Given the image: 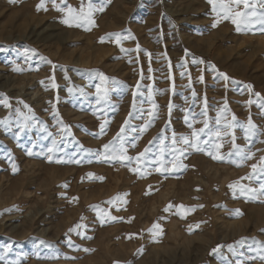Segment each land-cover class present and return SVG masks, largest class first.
Masks as SVG:
<instances>
[{
  "label": "rangeland",
  "instance_id": "374dc122",
  "mask_svg": "<svg viewBox=\"0 0 264 264\" xmlns=\"http://www.w3.org/2000/svg\"><path fill=\"white\" fill-rule=\"evenodd\" d=\"M38 4L0 0V264H264V195L236 186L264 183V129L233 119L264 111V33L209 0H103L84 26L101 0ZM201 129L224 159L183 143Z\"/></svg>",
  "mask_w": 264,
  "mask_h": 264
},
{
  "label": "snow or ice",
  "instance_id": "6c2138e0",
  "mask_svg": "<svg viewBox=\"0 0 264 264\" xmlns=\"http://www.w3.org/2000/svg\"><path fill=\"white\" fill-rule=\"evenodd\" d=\"M54 2V0H53ZM209 3L213 4V11L217 13V16L219 17L221 15V13H223V19H231L232 23L236 25V30L239 31H259L264 33V11L261 12H257L254 5L251 3V0H229L228 3H225L224 0H209ZM261 3L264 4V0H261ZM235 4L237 6V8L239 7L240 4H244V11H233V7L232 5ZM44 5V0H40V4L37 5V10H39L40 8H42ZM102 5H103V0H101V7L99 9H94L92 4L89 5V12L85 13L83 8L80 10V13H76L71 17V21L72 22H77L79 24V26H84L85 23H90L91 22V17H90V13L93 10H102ZM69 12H73L72 9H69ZM69 20H65L64 23H69ZM213 27H215V24H213ZM111 36H115L117 38H119L121 36L120 33H114V34H110ZM122 51H124L122 49ZM97 75H99L101 81H106L108 78L105 77L102 73H97ZM183 75V74H182ZM221 76H223L224 80L227 81L229 78L224 75L223 73L220 74ZM233 83H235V81H233ZM246 88L249 89V91L251 92V85H245ZM71 91V90H69ZM97 94L99 96L100 94V88L99 86H97ZM106 91H105V96H106ZM135 95V93H134ZM257 95H259L257 93ZM100 101L98 100L97 103H99ZM5 106L7 107V103L6 101H4ZM27 107V106H25ZM169 107H171V105H169ZM261 107H264V104L261 105ZM186 122H187V117L185 118ZM235 119V118H233ZM0 123H4V121H0ZM125 123L127 124L128 122L125 121ZM240 127L245 129L246 132V136L247 138H251L254 137L257 134V128L256 125L253 124V122L251 121V119H249L247 126L244 125H240ZM101 129L103 130V125H101ZM124 129L121 128V132H123ZM204 130L201 129L200 132H193L192 136L194 139H192L191 141L188 138H181L183 143H185L186 145H188L189 147L195 148L197 151H202L203 148L201 147V144H208L209 145V151L208 154L212 155L213 159H224L223 156L220 155H214L211 151V142L210 141H200L199 136L200 133H202ZM120 133H117V137L115 139H120ZM174 142H175V138H174ZM105 149V158H109L108 157V151L111 148V142L110 144H105L104 146ZM215 147L218 149L219 147H221V145H215ZM233 148L235 149L234 152L229 153V156H238L241 159H249L251 158L250 154L244 152L242 149L238 148L235 144H233ZM49 151H52V149H49ZM112 151H115V149H112ZM148 149L146 148L144 150V152L139 153V156L136 158L133 157H128L126 155H124V149L123 146L121 144V148H120V153L119 156H113L111 158L113 159H120L121 161L123 160H127L129 162H131L133 159L136 160H140V158H143L146 156V153H148ZM153 164H157L159 165V167L156 168L157 171H168L166 165L167 163H170V161H165L162 156H158L156 157V159L154 161H152ZM252 169L254 171V173L257 170V165L253 164L252 165ZM133 171H139V167H137L136 169H131ZM260 173L264 174V157L261 158V165H260ZM251 178V177H250ZM240 188V193L241 195H244L246 198L249 199H255L257 197V193H259L260 195H264V183L261 184L260 189H252V188H246L244 186H240L238 183L237 185ZM230 188H234L233 185H229ZM235 194V192H234ZM115 199H119V197L115 198ZM111 203V201L109 202ZM171 207V206H170ZM165 211H168V208L165 209ZM236 214L239 215V210H236ZM115 219V218H113ZM153 227H156L155 225ZM73 229H69V231H72ZM264 231V230H262ZM41 243H44V241H41ZM240 243V242H237ZM220 246H218L219 248ZM229 249L231 250L232 246L229 245L228 246ZM217 249H213V252H217ZM259 258L264 260V245H260V255Z\"/></svg>",
  "mask_w": 264,
  "mask_h": 264
},
{
  "label": "crops",
  "instance_id": "0c3cea01",
  "mask_svg": "<svg viewBox=\"0 0 264 264\" xmlns=\"http://www.w3.org/2000/svg\"><path fill=\"white\" fill-rule=\"evenodd\" d=\"M241 105H243V104H241ZM245 105L246 104L244 103V106ZM256 109L264 110V107H257L254 110H256ZM251 110H253V109H249L247 107H245V108L240 107L239 109L237 108V106L234 107V113H235L234 121L236 123L235 125L238 127L239 131H242L245 134H246L245 129L240 127V125L247 126L249 119H251L253 124L256 125V128L260 127L261 130L264 129V111H258L256 118H252L251 115L249 114V111H251ZM230 117H231V115H230Z\"/></svg>",
  "mask_w": 264,
  "mask_h": 264
}]
</instances>
